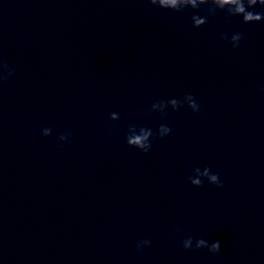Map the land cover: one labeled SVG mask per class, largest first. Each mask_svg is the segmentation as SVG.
<instances>
[{"label":"clouds","instance_id":"1","mask_svg":"<svg viewBox=\"0 0 264 264\" xmlns=\"http://www.w3.org/2000/svg\"><path fill=\"white\" fill-rule=\"evenodd\" d=\"M148 3L154 7L169 10L177 13L184 12L186 9L199 10L201 6L207 5V15H192L191 20L194 28H200L208 22L209 16H215L217 12H224L226 17L231 18L235 16L242 17V22L245 24L258 23L264 21V11H253L257 5L264 9V0H148ZM244 35L240 32L233 33L230 37L227 33L221 35L222 40L228 41L233 49H238L241 45V41L244 39ZM15 69L10 68L8 63L3 59H0V84H3L10 76L13 75ZM6 73V74H5ZM264 90V89H262ZM185 104L194 112H200V105L191 94L185 95L182 99L172 98L167 101H160L151 105L150 111H159L161 115H166V108L169 106L173 111H178ZM110 119L116 121L120 119V116L116 112L110 113ZM42 135L48 137L52 134L50 127L43 128ZM172 132V129L166 125L161 124L156 133H153L152 129L146 127H139L130 125L128 128V135L126 136V142L129 147L139 149L142 153H149L152 147V139L168 136ZM71 133H61L58 139L62 142H69ZM194 175L190 176L189 182L195 187H201L204 179L210 184L217 187H223L222 181L219 179L218 174H213L211 169L205 167L201 170L199 167L195 168ZM151 241L144 239L138 241L136 244L137 251L142 247L150 246ZM182 246L185 250H197L207 248L212 254H218L221 250L220 241H212L210 244L207 240L199 238L195 240L193 244V237L188 236L182 241Z\"/></svg>","mask_w":264,"mask_h":264}]
</instances>
